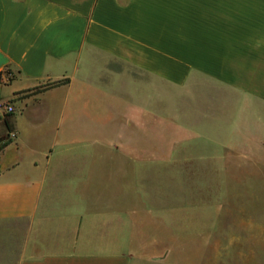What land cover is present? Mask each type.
<instances>
[{"label": "crops", "instance_id": "1", "mask_svg": "<svg viewBox=\"0 0 264 264\" xmlns=\"http://www.w3.org/2000/svg\"><path fill=\"white\" fill-rule=\"evenodd\" d=\"M194 74L238 115L226 127L264 145V0H0V102L14 107L0 120V264L144 263L141 220L162 216L131 180L147 157L114 140L81 154L68 124L123 94L144 99L140 118L123 100L127 128L145 124L164 82Z\"/></svg>", "mask_w": 264, "mask_h": 264}, {"label": "rangeland", "instance_id": "2", "mask_svg": "<svg viewBox=\"0 0 264 264\" xmlns=\"http://www.w3.org/2000/svg\"><path fill=\"white\" fill-rule=\"evenodd\" d=\"M197 76L179 87L164 82L146 123L131 129L122 119V102L130 100V113L140 118L143 97L123 94L113 102L105 95L108 108L116 104L123 111L107 112L95 101L94 112L78 113V121L68 124L67 139L80 142L81 154L105 155L103 145L88 146L114 140L122 156L132 150L147 157L131 180L140 203L155 205L162 216L141 220L148 257L140 264H264V145L246 138L251 130L226 127L238 115H220L228 106L221 104L218 86ZM255 117L264 124L263 109ZM258 132L264 143V128Z\"/></svg>", "mask_w": 264, "mask_h": 264}, {"label": "built area", "instance_id": "3", "mask_svg": "<svg viewBox=\"0 0 264 264\" xmlns=\"http://www.w3.org/2000/svg\"><path fill=\"white\" fill-rule=\"evenodd\" d=\"M8 78H10V76L8 74H5L4 80L7 81ZM13 113H14V107L12 104L0 102V120Z\"/></svg>", "mask_w": 264, "mask_h": 264}, {"label": "trees", "instance_id": "4", "mask_svg": "<svg viewBox=\"0 0 264 264\" xmlns=\"http://www.w3.org/2000/svg\"><path fill=\"white\" fill-rule=\"evenodd\" d=\"M58 84H61V82L46 84L42 88H37V90L39 91V90H42V89H48V88H51L53 86H57Z\"/></svg>", "mask_w": 264, "mask_h": 264}]
</instances>
